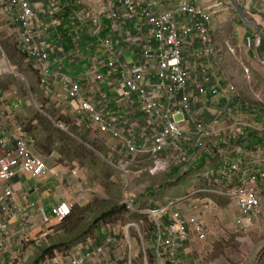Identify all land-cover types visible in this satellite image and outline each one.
<instances>
[{
  "label": "built area",
  "instance_id": "built-area-1",
  "mask_svg": "<svg viewBox=\"0 0 264 264\" xmlns=\"http://www.w3.org/2000/svg\"><path fill=\"white\" fill-rule=\"evenodd\" d=\"M0 9L14 25L19 49L38 72L46 94L58 107H67L80 120L79 126L87 122L94 136H108L104 139L114 166L144 159L154 175L192 162L193 152L207 141H226L222 124L227 120L233 121L232 139L250 132L264 138L263 112L246 106L221 76L224 56L213 32L216 16L229 9L223 3L202 7L190 0H91L70 23L84 26L92 40L82 46L74 38L70 54L58 38L50 42L65 24L60 6L45 7V19L39 18L31 0H0ZM245 44L264 67L263 36L247 34ZM66 57L72 63L86 62L85 69L71 76L65 64L58 65ZM198 105L202 109L196 110ZM244 112L258 122L243 123ZM9 113L10 107L0 101V254L17 239L21 246L30 244L27 235L38 217L50 226L53 219L63 222L73 212L68 202L53 207L51 216L44 207L39 206L35 214L30 203L16 204L11 182L19 174L42 181L62 179L64 171L33 154L24 130L10 128ZM257 150L264 152L262 146ZM219 175L229 183L238 181L228 193L239 208L236 226L245 233L252 231L264 218V157L255 165L223 157ZM202 192H190L146 211L158 228L157 264L160 260L181 264L180 249L190 240L191 231L200 242L208 241L204 215L214 204L200 197ZM185 211L194 214L192 229ZM10 221L17 223L18 232H9ZM113 241L110 235L96 246L95 240L88 239L70 256L56 253L52 264H120L114 258Z\"/></svg>",
  "mask_w": 264,
  "mask_h": 264
},
{
  "label": "rangeland",
  "instance_id": "rangeland-1",
  "mask_svg": "<svg viewBox=\"0 0 264 264\" xmlns=\"http://www.w3.org/2000/svg\"><path fill=\"white\" fill-rule=\"evenodd\" d=\"M218 15L214 30L216 35L214 37L213 34V38L224 56L222 79L233 87L246 106L264 114V67L244 43L246 28H251L252 25L240 21L236 7L232 4L229 10L221 11ZM14 29L12 22L0 9V89L6 102L15 103V126H20L32 137L38 153L47 164L64 169L65 185L59 192L68 189L70 184H67V180L74 179L70 177L75 170L82 186L89 192V200L74 203L73 226L64 227L61 222L54 223L44 230L42 241L39 237L36 238L33 244L23 248L22 254L15 255L11 264H36L42 251L58 247L39 262L49 264L55 253L70 256L76 244L85 243L87 239H97L99 243H103L105 236L101 241V234L109 232L117 239L114 258L120 260L121 264H157L156 260L151 261L149 255L155 249L154 237L149 235L148 227L154 223L144 212L151 207L179 200L194 189L209 191L207 197L216 207L210 211L212 217L208 241L200 242L194 234L191 235L193 239L185 248L187 253L182 255L181 264H264V220L250 232L239 230L234 220L237 214L236 205L233 204L235 198L228 194L233 192L230 186L238 183H223L219 177L222 165L219 161L223 157L248 162L249 151L250 155L255 154V158L251 159L257 163L264 157V152L261 154L258 147L245 148L244 143L239 146L237 141L242 139L237 136V143H230L232 138L229 137V127L233 124L232 120L222 124L226 141H218L219 138L207 141L206 149L192 155H196L192 157L193 160H199L194 164L189 162L176 165L157 175L150 174L144 159L132 166L108 165L105 147L107 142L104 139L106 136L96 137L88 134L86 129L81 131L76 126L77 118L71 111L64 106L57 107L55 100L43 90L38 72L20 51ZM42 109L55 112L59 125ZM199 109H202V105L196 107V110ZM204 117L209 119L206 114ZM256 119L250 117L249 113L241 114L243 123L255 124L254 122H258ZM69 130H74L79 135L76 134V137ZM80 137H85L94 150L87 147L84 155L76 161L74 152L70 150V156L67 152L69 147L79 149V145H82ZM215 146H219L217 150ZM98 150L102 156L95 152ZM203 153L207 157L203 158ZM175 167L178 173L173 171ZM35 181L28 177L21 178L26 189L37 188ZM128 203L136 211L128 208L124 212L120 210L119 215L98 223L103 214L114 208L127 207ZM43 207L50 216L52 206L49 202L46 201ZM160 261L162 264L163 260Z\"/></svg>",
  "mask_w": 264,
  "mask_h": 264
},
{
  "label": "crops",
  "instance_id": "crops-1",
  "mask_svg": "<svg viewBox=\"0 0 264 264\" xmlns=\"http://www.w3.org/2000/svg\"><path fill=\"white\" fill-rule=\"evenodd\" d=\"M71 2L73 3V5L75 7V10H73V12H72V14H71V16L69 18L66 15H62L64 13V9L65 8L69 9V4L64 3V5H63L61 3V0H31V4H32L35 12L37 13L39 18H41V19H45L46 18L44 15H42V12L44 11L45 7L47 8V6H49L50 4L51 5H55V6L62 5L63 9L59 13L61 14V16H63L65 18V22L67 21V23L70 22V20H73V18L82 10V8L88 2H91V0H71ZM191 2L195 3L197 5H200V6H204V7L213 6V5L217 4V3H223L226 6L230 5L229 6L230 8H231V4L235 6L233 0H191ZM238 2L241 5V7L245 10V12L249 16H251L252 19H254V21L257 23V26H258V27H256V26L252 25L251 28L247 27L246 28V30H247L246 34H249V32H255V33L259 32V33H263L264 34V0H238ZM217 17H219V15ZM215 35L216 34L214 32V37H215ZM54 37L55 36L51 37V39H50L51 43L57 42V39L55 41ZM75 39H77V38H75ZM73 49H74V44H73V48L72 49H70V50L67 49L68 54H70L73 51ZM262 52L264 53V45H263ZM62 63L67 66L68 73L71 76L79 74L86 67V62L72 63L71 59L67 58V57L65 58L64 61H62L61 63H58V65L62 64ZM53 70H55V69H53ZM43 90H44V88H43ZM1 93H2V96L0 98L1 104L10 107V113L8 115V122H9L8 124H10V128L14 129L15 127H18V126H15L16 123L14 122L15 115H16V113H15L16 111L14 109L15 103L6 102L5 101L6 98H5V96H4L2 91H1ZM45 93H46V91H45ZM10 114L12 115V117L9 120ZM79 123H80V120L77 119L76 126L79 129H81V131H84V129L88 130L87 129V126H88L87 122L81 124L80 126H79ZM59 128H64V126H59ZM88 134L93 135L91 132H89ZM27 136H28V134H27ZM28 138L31 140V144H32V148H33V154L36 157H39V158L43 159V157L40 155V153H38L37 148H36L37 146L35 145L36 143L34 144L32 137L28 136ZM105 138H108V136H106ZM261 139H262L261 141H263L262 145L264 147V138L261 137ZM245 144L247 146H249V144L247 143V139H246ZM258 145H260V144L253 145V146H250V147L252 149L253 147H258ZM87 147L92 149V150H94V148H92L91 146H87ZM105 147L107 149V164L109 165V163L111 164V157H110L111 151H110V149L108 147V144L105 145ZM95 152L99 153L98 151H95ZM100 155L102 156V154H100ZM248 156H249V161L245 162L246 165H255L256 161L251 159L252 157L255 158V156L253 154L250 155V151L248 153ZM140 160L138 162H140ZM230 160H235V159H230ZM125 161L126 160L122 161L121 163H123ZM219 163L222 164L221 165V168H222L223 167V160L221 162L219 161ZM259 163H260V161H259ZM134 164H135V162L134 163H130L128 166H132ZM50 166L51 167H55L57 165H50ZM112 166H114V165H112ZM115 167H119V166H115ZM176 168L177 167H175L173 171H175ZM173 171H172V173H173ZM72 173H73V176H71L70 178L71 179L74 178V179L72 181L67 180V184H70V185H69L68 189L65 192H59L61 190V188L65 185L64 176H63L62 179L61 178L55 179L53 177H47L46 179H44L42 181H37L36 180L35 183L38 186L37 188H33V189H29L28 188V189H26L24 184L21 182V178H24V177L32 178V177H30L26 173L19 174L11 182V184L14 187V190H15L14 197H15L16 204L19 207H22L23 205H25L27 203H30V205L33 207V213L37 214V210H38L39 206L43 207V205L46 203V201L49 202L50 206H52L50 209H52L53 207H56L57 205H59L61 202L71 203L73 205V207H74V203H76V202L80 203L82 201L85 202L86 200H89V196L87 195L89 192L87 193V189L82 186V182L77 177V171L74 170V171H72ZM127 174H129V172ZM154 175H157V174H154ZM32 180H33V178H32ZM208 200H210V199L208 198ZM233 204L237 206L236 202H233ZM236 206H235V209L237 211V214L234 216V220H235L236 216L239 214V209H237L238 206L237 207ZM214 207H216V206L214 205ZM184 213L187 216V218H188V220L190 222V228L192 229L193 228V223H192L193 216H192V213L189 212V211H185ZM204 217H205L206 221L209 224L210 221H211V217H212L211 212L206 214ZM70 218H72V223H73L74 214ZM56 222L60 223L59 221H56L55 219H53L52 224L50 226H46V225H43L40 217H38L36 227L33 230L29 231V233L27 235L28 238L31 239V243L28 244V245L33 244L35 239L38 238V237H39V240L42 241L43 238H44V236H42L44 230L46 228L52 227L53 224L56 223ZM9 224H10L9 232L14 233V232H18L19 231V227H18L17 223H15L13 221H10ZM101 235H104V234H101ZM191 240H190V242H191ZM105 241L106 240H104L103 243L97 242L99 245L96 243V246H101L102 244H104ZM116 241H117V239L114 238L113 242H116ZM188 244H189V242L187 243V245ZM28 245L21 246V241L19 239L15 240V242L11 245V247L9 249L4 250L0 254V264L5 263V262H7L8 264H11L13 262V260L16 258L15 255L17 253L18 254H22L23 248L27 247ZM77 246L79 247L80 244H76V246L73 248L72 253L76 252ZM186 246L180 250V256L181 257H182V255L184 253H187L185 251ZM72 253H70V254H72ZM82 253H83V251H82ZM52 262H53V260L49 264H52ZM121 263L122 262L120 261V264Z\"/></svg>",
  "mask_w": 264,
  "mask_h": 264
},
{
  "label": "trees",
  "instance_id": "trees-1",
  "mask_svg": "<svg viewBox=\"0 0 264 264\" xmlns=\"http://www.w3.org/2000/svg\"><path fill=\"white\" fill-rule=\"evenodd\" d=\"M61 3L64 5V3H67L69 4V9L65 8L64 9V13L62 15H66L70 18L73 10H75V7L73 5V3L71 2V0H61ZM61 7V10L63 9V6L60 5ZM236 14L238 16V18L240 19L241 22L244 23V21L240 18V16L238 15L237 11H236ZM84 26L82 25H78L77 22H75V26L72 25V23L68 22L67 21L65 22L64 26L58 31L59 33L54 37L55 41L56 39L58 38V40L65 45L66 49L70 50L73 48V40L74 38H77L78 40H80V44L82 46H85V43H88L90 40H92L91 38H89L85 33H84ZM6 49H9L7 45H5ZM10 51V49H9ZM1 90V89H0ZM42 111L44 113H46V115H48V117H50L51 119H53L56 123L60 122L59 119H57V115L55 112H52V111H44V109H42ZM59 125V123L57 124ZM69 133H72L74 136L77 137V135H79L78 132L75 133L74 130H69ZM77 134V135H76ZM69 138V137H68ZM81 139V142H82V145H79V149H76L74 146L73 147H69L70 149H68V152H67V155L70 156V150H72L74 152V155H75V158H76V161L79 160V157H82L84 155V153L87 151V146H90L89 142L86 140L85 137H80ZM242 140H238L237 142L238 143H243V142H246V139H247V143L249 144V148L250 146H253V145H257V144H263V141H261V137L259 136L258 133H255V132H250L248 133L246 136H244L243 138H241ZM71 140V139H69ZM235 140V139H234ZM92 147V146H91ZM72 148H75V149H72ZM93 148V147H92ZM206 149V148H205ZM98 152H100V150H98ZM67 156V157H68ZM202 157L205 158L207 157L206 154H202ZM200 163V162H199ZM176 173H178V170L177 168L175 169ZM127 207H122V209H119V208H114V209H111L109 210L108 212H106L105 214H103L99 219H98V223L99 222H102L106 219H110L112 216H115L117 215L120 210H122L124 212V210H126ZM122 212V213H123ZM121 214V213H120ZM119 215V214H118ZM96 223V224H98ZM62 225L64 227L68 226V225H72L73 226V223H72V218L68 219V220H65L62 222ZM156 230H157V227L155 224H152L148 227V232H149V235H151V237H154L155 239V233H156ZM154 232V233H153ZM101 241L103 240L104 238V235H101ZM99 242V241H97ZM98 244V243H97ZM99 245V244H98ZM58 247L56 248H53V249H49V250H45V251H42L39 259L36 261V264H39L40 261L42 260H45L47 258V254L51 253V251L57 249ZM150 257H151V261L155 260V255L154 253L151 252L149 253Z\"/></svg>",
  "mask_w": 264,
  "mask_h": 264
},
{
  "label": "clouds",
  "instance_id": "clouds-1",
  "mask_svg": "<svg viewBox=\"0 0 264 264\" xmlns=\"http://www.w3.org/2000/svg\"><path fill=\"white\" fill-rule=\"evenodd\" d=\"M190 1H191V0H190ZM193 4H195V3H193ZM195 5H197V4H195ZM199 6H200V5H199ZM229 6H230V5H228V7H229ZM202 7H204V6H202ZM229 9H230V7H229ZM229 9H228V10H229ZM244 11H245V10H244ZM248 16H249V15H248ZM213 34H214V32H213ZM249 34H261V35L263 36V34H262V33H259V32H256V33H255V32H249ZM246 35H247V34H246ZM246 35H245V37H246ZM263 38H264V36H263ZM244 43H245V41H244ZM63 45H64V44H63ZM245 46H246V44H245ZM25 57H26V56H25ZM26 59H27V58H26ZM30 64H32V63H30ZM260 65H261V64H260ZM32 66H33V64H32ZM76 118H77V117H76ZM77 119H78V118H77ZM78 120H79V119H78ZM88 133H89V131H88ZM234 139H235V137H233V139L230 140V143L235 142ZM240 139H241V138H240ZM218 141H222V140H218ZM235 143H237V142H235ZM241 144H243V143H239V145H241ZM245 146H246L245 148H248V146H247L246 144H245ZM259 146H262V148H263V150H264V147H263L262 144L258 145V147H259ZM218 147H219V146H215L216 150L218 149ZM204 148H205V146H203L200 150H203ZM198 151H199V150L193 152L192 155L196 154ZM218 152H219V150H218ZM193 157H196V155L193 156ZM229 159H231V158H229ZM192 160H193V159H192ZM44 161H45V160H44ZM197 161H198V159L195 158V159L192 161V163L194 164V163H196ZM206 161H207V159H206ZM45 162H46V161H45ZM46 163H47V162H46ZM186 164H188V163H186ZM48 165H49V164H48ZM176 165L179 166V165H185V164H176ZM176 165H172V166H170L169 168L174 167V166H176ZM49 166H50V165H49ZM169 168H168V169H169ZM222 168H223V167H222ZM222 168H221V169H222ZM168 169H167V170H168ZM221 169H220V171H221ZM167 170H166V171H167ZM220 171H219V173H220ZM164 172H165V171H164ZM160 173H161V172H160ZM157 174H159V173H157ZM151 175H152V174H151ZM219 177L221 178L220 175H219ZM221 180H222L223 182H227V183L230 184V185L234 183V182H233V183H229V181L224 180V179H222V178H221ZM237 183H238V181H237ZM230 187L232 188V187H234V186L231 185ZM196 190H201V189H194L193 191H196ZM193 191H191V192H193ZM201 191H203V192L200 194V197H202V198H209V197H207V195L210 194L209 191H207V190H201ZM189 193H190V192H189ZM189 193H188V194H189ZM188 194H186V195H188ZM186 195H185V196H186ZM185 196H184V197H185ZM182 198H183V197H182ZM209 199H210V198H209ZM210 200H211V199H210ZM211 201H212V200H211ZM235 202H236V200H235ZM61 203H62V202H61ZM168 203H170V202H168ZM168 203H166V204H168ZM129 204H130V203L127 204V208L130 210V208L128 207ZM166 204H164V205H166ZM213 204H214V202H213ZM130 205L133 206L132 204H130ZM164 205H162V206H164ZM214 205H215V204H214ZM237 206H238V205H237ZM159 207H161V206H159ZM155 208H158V207H151V208L147 209V211L150 210V209H155ZM73 209H74V207H73ZM132 209H133V208H132ZM132 209H131V210H132ZM238 209H239V208H238ZM132 211H136V210L133 209ZM210 211H211V210H210ZM144 213H145L148 217H150L146 212H144ZM191 213H192V212H191ZM208 213H210V212H208ZM208 213H207V214H208ZM193 215H194V214L192 213V216H193ZM238 215H239V214H238ZM238 215H237V216H238ZM71 216H73V212H72V215H71ZM204 216H205V215H204ZM69 218H70V217H69ZM69 218H68V219H69ZM204 218H205V217H204ZM68 219H67V220H68ZM235 219H236V218H235ZM263 219H264V218H263ZM263 219H262V220H263ZM151 220H152V218H151ZM205 220H206V219H205ZM262 220H261V221H262ZM152 221H153V220H152ZM261 221H260V222H261ZM206 222H207V221H206ZM153 223L156 225V223H155L154 221H153ZM207 224H208V222H207ZM235 224H236V222H235ZM208 226H209V224H208ZM258 226H259V224H258ZM258 226H257V227H258ZM156 227H157V225H156ZM236 227H237V226H236ZM257 227H256V228H257ZM237 228H238V227H237ZM157 229H158V228H157ZM209 229H210V228H209ZM238 229H239V228H238ZM239 230H240V229H239ZM253 230H254V229H253ZM155 234H156V235H155V239H154V249H155V250H154V255H155V260H156V262H157V246H156V238H157V236H158V234H157V230H156V233H155ZM193 234H194V232L191 231V232H190V240H191V235H193ZM110 235H112L113 238H115V235H114L112 232H109V233H107V234L105 235L104 240H106L107 237L110 236ZM194 235H195V234H194ZM141 237H142V235H141ZM195 238H196V236H195ZM87 240H88V239H87ZM87 240H86V241H87ZM142 240H143V237H142ZM190 240H189L188 242H190ZM196 240H198V239L196 238ZM86 241H85V242H86ZM97 241H98V240L95 239V242H96V243H97ZM198 241H199V240H198ZM188 242H187V243H188ZM82 243H83V242H82ZM82 243H79V244H82ZM187 243H185V244L183 245L182 248H184V247L187 245ZM116 246H117V241H116ZM182 248H181V249H182ZM181 249H180V250H181ZM55 254H56V253H55ZM72 254H73V253H72ZM70 255H71V254H70ZM180 260H181V256H180Z\"/></svg>",
  "mask_w": 264,
  "mask_h": 264
},
{
  "label": "water",
  "instance_id": "water-1",
  "mask_svg": "<svg viewBox=\"0 0 264 264\" xmlns=\"http://www.w3.org/2000/svg\"><path fill=\"white\" fill-rule=\"evenodd\" d=\"M235 7H236V11L238 13V15L240 16V18L247 24L253 25V26H257V23L252 20L251 18H249L248 14L244 11V9L241 7V5L239 4L238 0H233ZM263 34V33H262ZM264 35V34H263Z\"/></svg>",
  "mask_w": 264,
  "mask_h": 264
}]
</instances>
